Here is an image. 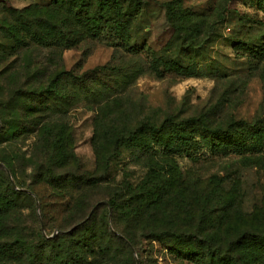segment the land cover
I'll return each mask as SVG.
<instances>
[{"label": "rangeland", "instance_id": "rangeland-1", "mask_svg": "<svg viewBox=\"0 0 264 264\" xmlns=\"http://www.w3.org/2000/svg\"><path fill=\"white\" fill-rule=\"evenodd\" d=\"M6 1L16 8H24L50 0ZM162 1L166 0H147L134 27L132 44L149 43L155 50L162 49L170 36L163 11L157 3ZM181 5L191 15L185 25L209 28L210 23L217 20L209 39L192 54L195 64L192 76L170 73L160 78L147 71L123 91L113 93L115 99L101 110L97 99L87 100L85 93L79 92L63 111L54 107L42 109L37 99L26 103L34 108L32 110L23 107L25 104L22 103L8 108V112L18 110L20 122L32 116L37 123V131H23L19 136L8 133L6 141L0 144V157L11 164L19 185L23 186L20 189L32 195L38 220L45 226L41 228L35 219H30L29 227L54 237L64 232L63 227L77 226L95 203L103 202L95 214V230L89 233L91 239H87V246L83 247L89 258L85 264H198V260L190 259L188 252L192 245L189 243L178 247L173 241L144 238L139 244V257L135 247L127 249L114 235L122 234L117 230L120 229L135 237L142 226L195 220L201 212L198 198L206 193L204 182L211 177L223 178L225 197L218 196L207 209L212 212L206 211L217 222L222 216L221 207L229 196H235L234 209L241 208L245 213L264 204V148L260 152L232 146L212 149L198 134L191 145L176 154H167L161 145H156L148 154L140 149L122 148L111 160L104 181L96 187H77L71 182L59 187L46 182L32 185L33 174L47 151L43 134L39 135V129L47 123H57L72 130L74 152L80 167L95 172L98 170L97 152L108 149L105 140L95 139L96 129L105 126L107 118L103 116L108 111H121L118 117L123 116L131 123L145 118L159 124L169 115L179 118L205 116L209 122L222 126L232 119L251 122L264 118V0H181ZM14 22L5 0H0V24L11 28ZM109 40L110 36L103 33L70 49L33 43L15 48L4 29H0V101L7 99L12 87L25 81L35 85L44 83L60 69L82 72L106 63L119 66L130 63L127 57L121 56V51L115 53ZM139 63H143L142 60ZM108 83L117 87L122 80L108 79ZM106 97L102 95L103 100ZM250 144L247 142V147ZM58 162L60 170L74 165L71 157L63 156ZM151 165L158 171L156 174L169 177L177 196L171 188L172 193L169 197L164 194L160 208L146 206L143 215L132 214L130 217L119 211L112 219V209L104 205L107 198L116 189L130 195L150 173ZM0 166L6 173V169L10 171L16 184L6 163L0 161ZM16 187L19 188L17 184ZM21 203L25 206L22 211L29 214L31 200ZM208 260L203 259L204 262Z\"/></svg>", "mask_w": 264, "mask_h": 264}, {"label": "trees", "instance_id": "trees-1", "mask_svg": "<svg viewBox=\"0 0 264 264\" xmlns=\"http://www.w3.org/2000/svg\"><path fill=\"white\" fill-rule=\"evenodd\" d=\"M146 3L147 0H50L44 4L16 8L5 0L15 22L11 28L1 23L0 29H4L6 37L12 40L13 47L20 48L33 43L70 49L85 39L97 38L106 33L110 36L109 45L114 47L115 53L121 51V56L127 57L130 63L122 66L106 63L82 72L60 69L44 83L35 85L25 81L12 87L7 99L0 101V144L6 141L8 133L19 136L23 131L32 133L38 130L32 116L20 122L17 109L8 112V108L21 103L32 110L34 108L26 103L37 99L42 109L54 107L63 111L79 92L85 93L87 100L97 99L101 110L115 99L113 93L123 91L147 71L160 78L170 73L192 76L195 73L192 54L209 39L217 20L210 23L209 28H193L185 25L191 15L186 13L187 8L181 5V0L157 2L163 11L170 36L161 50H155L149 43L140 46L131 42L134 27ZM139 60L143 63H139ZM118 78L122 84L117 87L108 83V79L115 81ZM102 95H107L105 100ZM119 114L121 111L106 112L103 116L107 118L105 126L96 129L95 139L105 140L108 149L97 152L98 170L95 172L80 167L70 128L58 126L57 123H47L40 128L39 135L43 134L41 137L45 140L47 151L33 174L32 185L46 182L59 187L71 182L77 187H96L104 181L111 160L122 148L140 149L148 154L156 145H161L167 154H176L191 145L196 134L212 149L232 146L239 150L250 148L253 152H260L264 148V118H256L251 122L232 119L222 126L209 122L205 116L179 118L169 115L161 123L154 124L145 118L131 123L123 116L119 118ZM249 141L251 144L247 147ZM63 156L71 157L74 165L60 170L58 160ZM0 161L10 168L19 187H13L8 174L0 166V264L87 263L89 258L83 247L87 246V239H91L89 233L95 230V214L103 203H95L77 226L69 229L63 227L61 230L64 232L48 237L40 229L36 231L29 227L28 221L35 219L41 228H45L44 223L38 220L32 195L20 189L23 186L19 185L11 164L3 156ZM157 172L151 165L150 173L130 195L116 189L107 198L104 205L112 209V219L119 211L128 217L132 214L138 216L143 215L146 206L160 208L163 205L162 198L166 195L169 197L175 185L171 184L169 177H162ZM222 181L223 178L214 176L204 182L207 184L206 193L200 194L198 198L201 212L195 220L142 226L135 237L117 229L122 234L114 237L127 249L135 247L136 250L144 238L173 241L178 247L189 243L192 245L188 252L190 259L198 260V264H264V204L255 206L249 213L243 212L241 208L237 211L234 209L236 199L233 195L227 197L224 207H221L223 212L218 222L207 213L212 212L207 211L212 201L218 196L225 197ZM174 196H177L176 190ZM174 196H171L172 200H175ZM27 200H31L29 214L22 211L25 206L21 201ZM133 226L136 227L134 223ZM137 253L140 257L139 250ZM204 258H209L208 262H204Z\"/></svg>", "mask_w": 264, "mask_h": 264}, {"label": "water", "instance_id": "water-1", "mask_svg": "<svg viewBox=\"0 0 264 264\" xmlns=\"http://www.w3.org/2000/svg\"><path fill=\"white\" fill-rule=\"evenodd\" d=\"M6 171H7V174H8V176H9V178L11 179V182H12V184H13V187L17 188V187H16V184H15L13 178H12V175H11L10 171H9L8 169H6ZM101 203H103V202H99L97 205H99V204H101ZM94 209H95V207L92 209V211H93ZM92 211H91V213H92ZM91 213H90V214H91ZM48 237H49V236H48ZM137 264H138V263H137Z\"/></svg>", "mask_w": 264, "mask_h": 264}]
</instances>
